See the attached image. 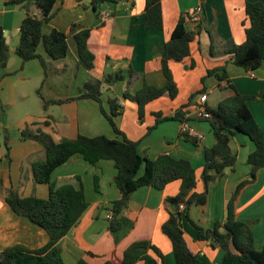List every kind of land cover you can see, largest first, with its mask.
<instances>
[{
    "label": "crops",
    "instance_id": "1",
    "mask_svg": "<svg viewBox=\"0 0 264 264\" xmlns=\"http://www.w3.org/2000/svg\"><path fill=\"white\" fill-rule=\"evenodd\" d=\"M93 1L56 0L53 9L56 14L44 31L56 29L66 33L69 52L66 58L54 61L39 48L38 53L47 64L44 76V69L38 60L22 66L21 59L16 55L25 12L0 0V26L8 46V61L12 59L9 67L2 68L0 65V130L7 126L5 132L9 133V128L16 126L20 133L25 126H30L33 131L49 134L56 142L63 137L74 139L78 135L89 138L103 135L116 139L97 102L82 99L49 105L43 110L38 91L45 100H66L79 96L80 89L89 78L103 79L106 75L121 72L123 80L101 87L105 111H110L107 101L116 99L119 115L114 118L115 124L128 140L138 142L140 156L154 160L161 154H168L173 159L189 161L196 170L194 191L201 193L204 149L212 148L215 140L209 123L193 117L194 104L200 95L195 96L184 109L188 119L186 123L202 136L196 143L180 137L182 121L168 120L155 126L153 114L174 115L188 103L191 94L202 89L201 80L208 70L225 65L228 56L222 54L223 43L232 40L240 45L245 41V30L249 27L245 5L262 0H161L163 26L160 30L146 29L144 0L106 2L97 11L93 9ZM196 7L202 8V15L199 35L190 46V57L179 63H169L178 95L172 100L165 94L150 102L140 119L137 105L126 100L124 93L134 94L144 85H164L157 51L170 39L178 19ZM72 24L91 30L87 46L94 55V67L90 71L77 68V48L70 32ZM187 28L193 31L195 26L188 23ZM211 44L215 49L214 55L210 54ZM130 70L134 72L131 81ZM226 71L236 90L251 98L247 107L264 131V61L255 71H244L232 64L226 66ZM204 86L206 108L216 109L224 96L216 78H207ZM12 112L16 118L11 115ZM8 146L9 161L5 159L0 145V252L14 246L38 250L48 243L46 232L14 214L4 197L6 190L16 189L21 197L33 195L46 199L49 186L35 184L31 175L32 162L44 160L45 156L38 143L22 141L20 136L18 142L13 146L8 142ZM230 149L237 157L235 169L226 170L220 182L209 186L204 205L185 208L180 220L187 244L205 264H248L226 259L219 247L199 241L198 231L192 225L193 222L199 227L210 228L216 222H223L231 195L240 182L249 179L250 166L246 160L255 149L253 143L246 135L236 134L230 141ZM143 172L144 165L139 175ZM115 175L112 161H101L91 166L80 156L72 157L52 173L51 183L55 189L64 185L79 189L81 184L88 202V208L78 223L57 244L63 263L76 264L84 260L88 264H118L130 244L149 241L162 252L165 264H176L170 241L161 233V225L168 219L164 199L178 193L180 182H172L161 191L150 186L137 189L130 198L128 208L120 216L121 228L111 232L106 217L111 203L120 197L113 182ZM95 176L99 179L98 192L94 188ZM236 210L237 219L251 227L255 249L261 250L264 244V169L258 171L255 183L242 189L236 200Z\"/></svg>",
    "mask_w": 264,
    "mask_h": 264
},
{
    "label": "trees",
    "instance_id": "2",
    "mask_svg": "<svg viewBox=\"0 0 264 264\" xmlns=\"http://www.w3.org/2000/svg\"><path fill=\"white\" fill-rule=\"evenodd\" d=\"M122 0H95L93 9L106 2L118 3ZM56 0H5L6 5L20 7L25 17L19 29V43L16 55L21 59L22 66L32 60H38L47 72V64L38 49L42 48L51 60H61L69 52L68 36L66 33L51 29L44 31L56 12L53 10ZM84 8L87 6L83 5ZM39 12V13H36ZM190 13L181 16L175 25L170 39L157 53L160 56V66L165 83L162 87L144 85L134 94L124 93V98L137 105L140 119L143 117L147 104L167 94L175 99L178 89L169 68L170 62H182L190 57V46L199 35V23L194 30H188L187 18ZM245 14L249 27L245 30V41L237 45L232 40L223 43L222 54L228 56L224 66L208 70L201 80L202 89L189 96L188 103L181 106L172 116H162L154 113L155 126L168 120L187 122L184 109L197 95H204V82L209 77L216 78L218 88L223 98L216 109L206 108L210 114L208 122L214 136L212 148L204 149V165L200 179L203 191L196 193V170L187 160H176L168 154H161L154 160H149L138 153V142L128 140L118 129L114 118L119 115L117 100H108L110 108L107 113L103 107L102 85L112 86L124 79L121 72L104 76L103 79L89 78L80 89V95L66 100H45L40 91L38 95L43 110L49 105H59L64 102L90 99L98 103L100 112L112 128L116 139L105 136L85 137L78 135L74 139L60 138L57 142L42 131H33L25 126L20 131L22 141H34L42 147L44 160H35L31 164V175L35 184L48 185L49 196L41 199L36 196L21 197L16 189L5 192L4 201L16 215L26 218L30 223L44 230L48 236V243L41 249L28 250L22 246H14L0 252V264H64L57 247L58 242L78 223L88 208L83 185L75 189L72 185H64L57 189L51 183V176L55 169L67 163L72 157L80 156L86 163L96 166L101 161H112L116 169L113 178L114 185L119 192V199L110 206L112 217L108 229L111 232L121 228L120 216L128 208L132 194L139 188L150 186L156 190H163L168 184L179 181L180 188L173 197H166L164 204L168 208V219L161 225V233L168 238L172 247L176 264H205L194 253L186 242L184 232L180 226L182 212L178 206L183 204L186 209L191 206H202L207 201L208 189L212 184L222 180L226 170L233 171L237 157L230 149V141L236 134L246 135L255 149L247 157L246 163L250 166L249 179L238 184L226 205V216L223 222H216L210 228H202L192 222L198 231V240L214 242L224 252L226 259L237 260L248 264H264V244L261 250L254 247V238L249 224L237 219L236 200L242 189L255 183L257 173L264 169V131L257 125L247 107L251 98L241 95L233 86L226 71V66L232 64L244 71H255L264 61V0L246 3ZM143 15L145 27L148 30L162 29L161 0H144ZM90 28L72 24L70 32L77 48V68L90 71L94 67V55L89 51L87 41ZM214 46L210 45V54ZM9 59L3 29L0 26V65L6 68ZM134 72L130 70V81ZM264 101V92H263ZM154 126V127H155ZM149 128L148 133L154 128ZM8 136H4L6 149L5 159L10 160ZM180 137L196 143L197 139L180 133ZM144 165V172L139 171ZM95 191H99V179L94 177ZM211 244V243H210ZM234 251V252H233ZM165 264L162 252L149 241H138L130 244L124 251L118 264ZM76 264H88L79 260ZM104 264H114L105 262Z\"/></svg>",
    "mask_w": 264,
    "mask_h": 264
},
{
    "label": "built area",
    "instance_id": "3",
    "mask_svg": "<svg viewBox=\"0 0 264 264\" xmlns=\"http://www.w3.org/2000/svg\"><path fill=\"white\" fill-rule=\"evenodd\" d=\"M201 15H202V8L201 7H196L192 12H190V14L188 15L187 18V22L191 25H195L197 24L200 19H201ZM207 100V95H200L197 98V101L195 102V109H194V119L198 120V121H205L210 119V114L208 113L205 103ZM181 133H186L188 136L190 137H194L197 140L202 139L201 135L196 134L189 126L186 122H183L182 125V131ZM185 210V206L183 204L178 206V211L179 212H183ZM112 217V213H108L107 214V219H111Z\"/></svg>",
    "mask_w": 264,
    "mask_h": 264
},
{
    "label": "rangeland",
    "instance_id": "4",
    "mask_svg": "<svg viewBox=\"0 0 264 264\" xmlns=\"http://www.w3.org/2000/svg\"><path fill=\"white\" fill-rule=\"evenodd\" d=\"M174 100V99H173ZM34 110V109H33ZM14 112L11 113V115H13ZM14 118L15 115H13ZM1 118V117H0ZM3 121V119H2ZM6 125H8V123H6ZM12 125L13 122H12ZM8 127L5 126L4 127V130H0V145H1V148L3 149V151L6 153V149H5V145H4V136L7 135L8 137V142L13 146L16 142L19 141V131H18V128L16 126H12L11 128H9V133H6L5 132V129H7Z\"/></svg>",
    "mask_w": 264,
    "mask_h": 264
},
{
    "label": "water",
    "instance_id": "5",
    "mask_svg": "<svg viewBox=\"0 0 264 264\" xmlns=\"http://www.w3.org/2000/svg\"><path fill=\"white\" fill-rule=\"evenodd\" d=\"M86 4H89V3H86ZM89 5H91V4H89ZM100 5H101V3H99V4L97 5V8H99ZM11 63H12V59H10V60L8 61V63H7V67H9ZM210 243H211L212 245H215V246H216V244H215L213 241L210 242Z\"/></svg>",
    "mask_w": 264,
    "mask_h": 264
}]
</instances>
